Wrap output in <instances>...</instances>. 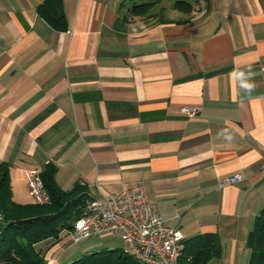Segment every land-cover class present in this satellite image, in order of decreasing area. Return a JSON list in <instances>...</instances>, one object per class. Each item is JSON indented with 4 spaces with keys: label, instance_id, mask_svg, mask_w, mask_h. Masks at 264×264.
I'll return each mask as SVG.
<instances>
[{
    "label": "crops",
    "instance_id": "obj_1",
    "mask_svg": "<svg viewBox=\"0 0 264 264\" xmlns=\"http://www.w3.org/2000/svg\"><path fill=\"white\" fill-rule=\"evenodd\" d=\"M44 1L0 0V165L13 199L33 203L26 172L49 165L87 201L142 185L183 249L217 234L222 255L208 264H249L264 210V0H64L67 31L40 16ZM114 239L68 232L37 248L43 264H72L127 247Z\"/></svg>",
    "mask_w": 264,
    "mask_h": 264
},
{
    "label": "trees",
    "instance_id": "obj_2",
    "mask_svg": "<svg viewBox=\"0 0 264 264\" xmlns=\"http://www.w3.org/2000/svg\"><path fill=\"white\" fill-rule=\"evenodd\" d=\"M181 3L187 4L178 2L177 6ZM38 13L54 30L69 29L64 0H45L38 7ZM55 175L56 168L51 165L42 171L51 204H20L13 199L9 166L0 165V264H43L44 253L37 246L46 241H54V245L60 241L63 231L73 232L87 198L79 185L71 191L61 189ZM247 245L251 250L249 264H264V210L255 220ZM221 255L219 236L204 234L186 242L180 264H208ZM72 264L141 263L124 250H115L91 254Z\"/></svg>",
    "mask_w": 264,
    "mask_h": 264
},
{
    "label": "built area",
    "instance_id": "obj_3",
    "mask_svg": "<svg viewBox=\"0 0 264 264\" xmlns=\"http://www.w3.org/2000/svg\"><path fill=\"white\" fill-rule=\"evenodd\" d=\"M199 107H183L182 113L195 118ZM31 198L36 205H49L42 170L26 172ZM242 175L226 178L221 186L236 184ZM111 237L124 241V252L141 264H180L184 235L180 227L168 225L150 203L142 185L126 188L116 195L90 199L74 225L72 240Z\"/></svg>",
    "mask_w": 264,
    "mask_h": 264
},
{
    "label": "rangeland",
    "instance_id": "obj_4",
    "mask_svg": "<svg viewBox=\"0 0 264 264\" xmlns=\"http://www.w3.org/2000/svg\"><path fill=\"white\" fill-rule=\"evenodd\" d=\"M27 184H28V180H27ZM28 191H29V188H28ZM29 194H30V191H29ZM30 197H31V194H30ZM62 233H68V231H63ZM93 240V239H92ZM113 241H115L114 243L116 244L117 247H123L124 245V242L119 240V239H114ZM85 241H83L82 243H80L79 245H82V244H85L84 243ZM91 242V241H90Z\"/></svg>",
    "mask_w": 264,
    "mask_h": 264
}]
</instances>
